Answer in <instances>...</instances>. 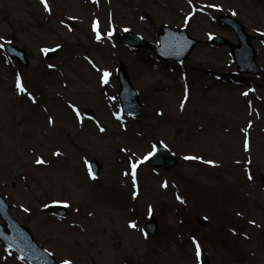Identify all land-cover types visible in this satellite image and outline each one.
<instances>
[{"label":"rangeland","instance_id":"obj_1","mask_svg":"<svg viewBox=\"0 0 264 264\" xmlns=\"http://www.w3.org/2000/svg\"><path fill=\"white\" fill-rule=\"evenodd\" d=\"M48 5L51 11L42 0H0V192L13 216L63 263L202 264L199 243L211 264H264V0ZM221 13H235L262 37L253 41L261 75L239 74L228 46L207 44L213 35L238 42ZM162 24L202 40L183 64L115 37L131 29L156 43ZM7 40L27 49L29 66L8 57ZM44 49L57 52L48 60ZM121 63L143 104L137 118L122 112ZM130 130L140 138L132 140ZM156 141L179 155L177 165L139 164L135 181L152 187L133 193L122 175ZM41 157L46 163L37 164ZM93 158L102 165L98 177L89 167ZM165 182L176 197L162 189ZM54 202L67 205L69 215L55 216ZM150 215L159 220L153 235L143 231ZM0 264L27 263L0 241Z\"/></svg>","mask_w":264,"mask_h":264},{"label":"water","instance_id":"obj_2","mask_svg":"<svg viewBox=\"0 0 264 264\" xmlns=\"http://www.w3.org/2000/svg\"><path fill=\"white\" fill-rule=\"evenodd\" d=\"M222 18L225 23L233 26L240 40V44H233L223 37H215L211 43L215 45H229L233 50V56L238 63L240 71L260 73L261 68L257 65L255 60L256 50L251 43L253 36L248 35L245 31V26L235 18L229 16H222ZM160 29L158 33L160 39L159 46L150 44L130 31L124 35H119V38L134 46L152 48L156 53L166 58L179 61H183L200 42L197 39L191 38L186 30H175L166 25L161 26ZM6 48L12 57L18 58L24 64L27 63V53L24 49H19L11 43H7ZM120 81L122 85L120 96L125 109L134 115L139 114L141 112V104L139 103L137 93L133 89L125 65L121 67ZM151 163L155 166L163 165L169 167L176 163V155L159 145V152L151 160ZM94 166L98 171L100 166L97 161H94ZM54 208L62 214L67 212V210L62 207ZM8 210V203L0 195V215L5 221L4 224H0V237L33 264H56V261L49 255H46V252L39 247L30 231L26 227L18 224L17 221L10 216ZM200 222L204 223L203 220H200ZM157 227L158 222L155 218L147 223V228L151 233L155 232ZM204 260L206 264H209L206 256H204Z\"/></svg>","mask_w":264,"mask_h":264},{"label":"snow or ice","instance_id":"obj_3","mask_svg":"<svg viewBox=\"0 0 264 264\" xmlns=\"http://www.w3.org/2000/svg\"><path fill=\"white\" fill-rule=\"evenodd\" d=\"M42 3L44 4V7H45L47 10L51 11V9H50V7H49V5H48V0H42ZM213 6H214V5H213ZM233 15H235V13H233ZM97 39H98V40L101 39V36L99 35V33L97 34ZM43 51L47 52V51H49V50H48V49H44ZM109 76H110V73H108L107 71H105L104 74H103V76H102V80H103L104 83H108V77H109ZM18 87H19V89H20L21 92H25V91H26V89L23 87L22 84H18ZM244 95H247V93H244ZM33 99H34V98H33ZM185 99H187V98H185ZM76 114H77L78 116L80 115L79 109H76ZM101 131H103V129H101ZM245 147H246V149H247V147H248L247 142H246V144H245ZM55 154H56V155H60L59 152H57V153H55ZM154 155H155V151L150 152L147 156L143 157L141 160H139V161H135V162H132V163H131V175H132L133 180L136 179L137 168H138L139 164H141V163L147 161L151 156H154ZM186 159H192V160H195V159H202V158H200V157H186ZM36 163H37V164H44V163H46V161L41 157V158H38V159L36 160ZM207 163L214 164V161H207ZM127 174H128V173H125V175H127ZM249 179H252V176H251V175H249ZM167 186H168V185H167V182H165L164 187H167ZM178 199H179V197H178ZM253 223H254V222H253ZM131 227L135 228V227H137V225H136L135 223H132V224H131ZM196 250H197V256H199V255H200V245H199V243L196 244ZM64 264H71V262L68 261V260H66V261H64Z\"/></svg>","mask_w":264,"mask_h":264},{"label":"bare ground","instance_id":"obj_4","mask_svg":"<svg viewBox=\"0 0 264 264\" xmlns=\"http://www.w3.org/2000/svg\"><path fill=\"white\" fill-rule=\"evenodd\" d=\"M148 77H154L156 76V73H148L147 74ZM177 109L180 111H183L186 107V100L185 99H180L177 101V105H176ZM243 131H242V134L245 135L247 132V129L246 128H242ZM129 137L132 139V140H138L137 138H140V135L135 133L134 131H131L129 132ZM125 173H128L127 175H125ZM149 181V180H148ZM147 181V179H144L142 182H140L138 184V189L140 191H143L146 186L150 187L151 185H149V182ZM121 183L126 187V188H130V190L132 191H136L137 190V187L135 186V181L133 180L132 178V175H131V171H126L123 173L122 175V181ZM152 187V186H151ZM164 191H170V193L176 197L177 196V192L176 190H174L173 188L171 187H163L162 188Z\"/></svg>","mask_w":264,"mask_h":264}]
</instances>
